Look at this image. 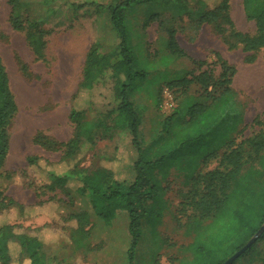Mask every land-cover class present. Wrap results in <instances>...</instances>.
Instances as JSON below:
<instances>
[{
	"label": "rangeland",
	"instance_id": "rangeland-1",
	"mask_svg": "<svg viewBox=\"0 0 264 264\" xmlns=\"http://www.w3.org/2000/svg\"><path fill=\"white\" fill-rule=\"evenodd\" d=\"M84 1L21 2L14 17L23 24L34 23L47 32L43 38L41 58H37L28 43L30 32L12 28L11 7L7 0H0V59L17 108L8 129L9 150L2 168L4 173L26 172L38 182L44 180L48 173L58 172L61 152L48 151L35 144L33 138L36 133L57 142H66L71 137L73 127L68 120L69 108L90 45L96 43L101 55L111 53L118 46L119 40L112 29L109 15L104 10L90 6L79 8V4ZM90 1L101 6L110 3V0ZM197 2L188 3V8L194 10L204 6L209 9L215 4L213 0ZM232 5L229 15L236 31L250 36L255 34L253 21L245 17L242 0H232ZM151 13L156 14L154 20L149 19ZM125 25L133 50L134 70L144 74L143 78L134 81L129 99L140 120L137 141L141 160L149 162L144 169L150 170L149 188L140 217L139 239L132 252V261L129 262L127 255L131 238L127 232L128 218L124 211H117L107 224L89 213L87 238L73 233L74 238L84 239L81 240L83 247L78 249L72 245L68 236L72 229L74 232L75 223L65 219L69 215L88 211L85 200L76 193L39 191L41 194L36 196L21 184H12L4 195L23 206V211L13 209L2 213L0 225L11 224L39 232L45 230L42 233L46 232L45 240L56 248L59 264H200L194 258L190 246L203 253L209 248L210 264L224 262L238 252L233 246L240 245L242 238H235L229 249L221 248L218 243L221 240L229 243L233 233L231 229L238 225V221L230 216L225 221L218 218L211 225L210 219H197L198 214L189 206L186 194L194 175L218 168L220 154L228 144L246 150L243 145L245 140L264 133V49L253 53H243L240 46L227 49L213 25H198L193 15L179 14L173 3L165 6L154 3L136 6L125 13ZM169 32H173L185 56L176 57L169 53ZM247 59L251 62H247ZM198 62L204 64L199 67ZM223 65L227 68V76L231 78V88L238 94L239 114L235 110L229 120L213 128L199 141L171 150L168 154V148L181 127L179 122L163 126L164 119L176 108L177 95L167 86L183 77L191 78V71L193 76L206 70L218 77ZM250 75L254 76L255 81L248 80V84H245L244 77L249 78ZM18 90L28 91L31 101L17 98ZM212 91L219 94L220 88L215 87ZM203 97L196 83L189 85V101L208 103L209 100ZM76 103L89 116L95 115L97 111L114 108L109 85L96 87L91 93L79 96ZM19 115H25L33 124L24 136L22 145H19L20 151L18 140L13 139L17 133L14 126ZM238 116H241L239 124ZM11 141L14 144L12 148ZM103 145L99 143L97 147ZM114 146L118 156L117 179L129 184L136 176L134 165L139 158L136 148L129 134L120 135L119 139L109 144L110 152ZM91 154L85 155L82 167H88ZM163 154L166 156L161 158ZM32 156L39 158V161L36 166L30 167L26 158ZM252 180L257 182L254 177L247 182ZM256 188L263 192V181L258 182ZM48 199L55 200L54 207L49 204L36 207L38 202ZM258 205L256 207L263 205L264 208L263 194ZM235 211V206L229 207L231 214ZM247 225L244 226L246 230L251 227V224ZM203 231L201 237H196ZM244 253L233 264H264V241Z\"/></svg>",
	"mask_w": 264,
	"mask_h": 264
},
{
	"label": "trees",
	"instance_id": "trees-1",
	"mask_svg": "<svg viewBox=\"0 0 264 264\" xmlns=\"http://www.w3.org/2000/svg\"><path fill=\"white\" fill-rule=\"evenodd\" d=\"M7 1L12 10L10 18L12 28L15 31L25 29L30 32L27 36L29 46L33 54L41 58L44 48L43 38L47 32L34 23L23 24L20 19L14 17L15 10L23 0ZM197 1L200 3V0H110L108 5L101 6L93 1L85 0L79 4V8L90 6L104 10L109 15L112 29L119 43L114 51L105 55L99 54L96 43L90 45L84 59L81 79L69 108L68 120L73 127L71 137L66 142H57L41 133H36L34 136V143L40 147L48 151L61 152L58 172H50L44 180L38 182L26 172H2L9 150L8 129L17 108L0 59V216L13 209L18 212L23 211V206L4 195L12 184H21L36 196L41 194L39 191L76 193L85 200L88 211L69 215L65 219L67 222L75 223L74 232L72 229L68 236L72 245L74 244V247L78 249L83 247L81 240L84 239L74 238L73 233L87 238L90 229H86L90 224L89 213L107 224L115 217L117 211H124L128 218L127 232L131 238L127 255L129 262L132 261V252L139 239L140 217L149 188L150 170L144 169L149 162L141 160V149L137 141L140 120L129 99V94L134 89V81L143 78L144 74L134 70V55L126 30L125 13L140 5L154 3L165 6L173 3L179 14L193 15L198 25H213L215 33L222 38L227 49L232 50L240 46L243 53H253L264 49V0H242L245 17L253 21L255 26V34L251 36L236 31L229 15V0H213L215 4L212 8L205 9L201 6L190 10L187 4ZM71 7L73 8V3ZM155 17L156 14L151 13L149 19L154 20ZM226 33L228 35H225ZM167 49L176 57L185 56L179 49L173 32H169ZM247 62L251 60L247 59ZM193 63L196 62L193 61ZM203 64L198 62L199 67ZM231 75H233L232 70ZM189 76L191 78L183 77L167 86L177 95L176 108L169 117L164 119L163 126L167 127L170 123L179 122L181 127L168 148V154L171 150L199 141L213 128L229 120L235 110L240 109L237 101L238 94L231 88V78L227 76V68L224 65L218 77H214L206 70L199 72L196 76H193L191 71ZM193 82L202 90L203 98L209 100L208 103L206 101L191 102L187 99L188 87ZM108 85L112 91L114 108L104 112L97 111L95 115L89 116L85 110L77 107L76 101L79 96L91 93L96 87ZM215 87L220 88L219 94L213 93L212 90ZM239 112L237 111L238 114ZM240 117L238 116L237 124L241 121ZM184 118L187 119L184 121ZM123 134L131 136L132 144L139 156L134 165L135 179L129 184L117 179V148L114 146L110 152L108 147ZM99 143L105 146L98 148ZM243 145L246 146V150L242 149L243 147L228 144L226 150L220 154L218 168L205 174L194 175L186 194L189 206L198 214L199 220L210 219L212 225L218 218L225 221L227 217H235L238 225L234 229L230 228L233 233L228 240L229 243H224L225 240L218 243L221 248L229 249L234 244L235 238H242L240 245L233 246L235 251H239L264 223L263 205L256 207L259 206L261 194L264 197V191H258L256 188L258 182L264 183L262 179L264 177V133L245 140ZM89 152L92 153L90 163L84 168L82 163ZM164 156L166 155L163 154L161 158ZM38 161L39 158L35 156L26 158V163L30 167L36 166ZM252 177L257 182L253 180L247 182ZM246 195L250 200L246 198ZM48 204L53 206L56 202L54 199H48L38 202L36 207H44ZM230 206L237 208L234 214L229 212ZM250 224L251 227L246 230L244 226ZM44 231L19 228L11 224L0 225V264H59L60 260L55 253L56 248L45 240L46 232L42 233ZM203 233L204 231L196 237H201ZM261 241H264V231L249 249H254ZM190 248L194 258L198 259L200 264H210L209 248L204 253L191 246Z\"/></svg>",
	"mask_w": 264,
	"mask_h": 264
},
{
	"label": "bare ground",
	"instance_id": "bare-ground-1",
	"mask_svg": "<svg viewBox=\"0 0 264 264\" xmlns=\"http://www.w3.org/2000/svg\"><path fill=\"white\" fill-rule=\"evenodd\" d=\"M69 67V66H68ZM246 75V74H245ZM67 77V76H66ZM62 79V78H61ZM248 80L253 82L254 80V76L250 75L249 78H247V76L244 77V83L248 84ZM56 83V82H55ZM56 85V84H55ZM62 85V84H61ZM254 85V84H253ZM63 86V85H62ZM60 88V87H59ZM17 95L16 97L19 98H23L25 99L27 102L31 101L29 92L26 90H18L16 91ZM33 127V124L31 123V121L29 120L28 117H26L25 115H19L15 121V126H14V130L17 131L16 134H14L13 139H17L18 140V151H20V147L22 145V142L24 141V136L27 135L30 131V129ZM20 131L22 133V136H20ZM13 143L11 141V148L13 147ZM25 145V144H24ZM25 147V146H24ZM12 153V152H11ZM18 155V154H17ZM11 159V158H10ZM14 161V160H12ZM10 163V162H9Z\"/></svg>",
	"mask_w": 264,
	"mask_h": 264
},
{
	"label": "water",
	"instance_id": "water-1",
	"mask_svg": "<svg viewBox=\"0 0 264 264\" xmlns=\"http://www.w3.org/2000/svg\"><path fill=\"white\" fill-rule=\"evenodd\" d=\"M264 231V223L256 232V234L233 256H231L228 260H226L223 264H232L235 259H237L241 254H243L246 250H248L252 244L257 240L259 235Z\"/></svg>",
	"mask_w": 264,
	"mask_h": 264
},
{
	"label": "crops",
	"instance_id": "crops-1",
	"mask_svg": "<svg viewBox=\"0 0 264 264\" xmlns=\"http://www.w3.org/2000/svg\"><path fill=\"white\" fill-rule=\"evenodd\" d=\"M229 5H230V9L232 8V0H230V2H229Z\"/></svg>",
	"mask_w": 264,
	"mask_h": 264
}]
</instances>
